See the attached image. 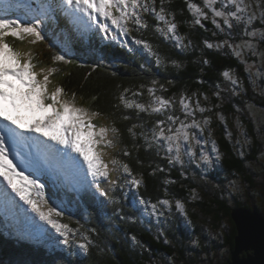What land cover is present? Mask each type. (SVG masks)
Segmentation results:
<instances>
[{"label": "snow or ice", "instance_id": "1", "mask_svg": "<svg viewBox=\"0 0 264 264\" xmlns=\"http://www.w3.org/2000/svg\"><path fill=\"white\" fill-rule=\"evenodd\" d=\"M166 2L168 0H159L157 9V0H59V3L57 0H49L46 4L38 3L35 9L27 5V18L22 20L19 17L6 18L13 8V0H0V12L5 14L4 17H0V119L14 126L9 127L5 124L0 127V133H2L0 134V176L41 220L62 237L58 243L69 247L75 245L84 253H87L93 244L90 237L80 233L79 229H71L69 225L60 223L58 218L63 216V212L49 207L48 202L43 198L45 185L40 183V178L45 175V165L51 166L53 160H73V158L67 152L53 148L38 137L25 135V132L38 133L62 145L64 149H71L72 152L78 153L83 160V166L73 160V167L77 169L76 182L79 188L81 190L94 188L93 194L98 193L109 203H117L109 188L113 192L118 187L138 188L141 180L137 179L130 166L117 156V152L124 157L130 154L126 148H121L120 129L114 122L97 123L102 116L99 111H91L88 107L78 105L76 94L74 92L69 94L61 84L55 82L54 78L61 69L37 58L35 45L44 42L45 20L59 8L71 18L72 24L76 26L79 33H90L95 26L99 32L117 39L118 35L123 36L141 28L147 29L149 23L145 16L150 15L164 25L160 27L157 24L155 28L164 39L174 40L176 47L187 48L188 45L183 44L184 38L177 34L175 14L165 8ZM215 3L216 0H204V8L212 12L211 22L215 28L224 30L217 22L216 18L219 17L228 29L243 24L244 36L251 38L259 33L260 38L264 39V29L253 28L252 31H248L254 21L259 20L264 25V0H226L225 10L214 9ZM186 5L194 16L192 23L204 27L202 20L209 19L208 12L189 0H186ZM84 17H87V20ZM132 25L136 27H130ZM112 28L115 32L111 30ZM9 38L21 42L26 40L29 47H17ZM72 42V37L68 36L64 52L62 54L52 52L51 65H56L57 62L73 63L67 58V54L71 52ZM135 43L143 44V47L151 53L152 49L148 43L140 39L135 40ZM206 46L212 48L213 44L206 42ZM221 46L231 48L237 58L243 56L246 50L253 56L257 55V45L250 39H242L239 44L230 43L226 39L216 45V47ZM259 57L261 64L264 65V52H260ZM157 63H160L159 57H157ZM245 70L250 72V66H246ZM223 76L229 79L233 86H240L241 82L231 76L229 71L223 72ZM155 83L156 81H153V84ZM128 91L130 90L125 89L120 94V103L126 109H137L138 118L139 112L164 115L163 119L153 123L150 130L145 129L144 125L132 124L127 132L134 140L139 137L148 147L155 145L157 154L166 149V158L170 164L173 162L183 164L184 155L195 158L197 155L195 149L201 143H211L212 150L217 152L216 159H220L216 141L211 139V131H208V138L202 139L207 126L211 123V117L202 116L201 119H197L196 113L203 114L210 112L211 109L201 107L199 99L193 106L186 102L191 98L181 95L179 103L184 115V119H181L174 112L165 115L166 109L174 107V98L165 99L155 96V88H148L147 91L152 98L147 104L138 103L126 98L125 93ZM139 95H141L139 91L133 92V96ZM193 95L197 94L193 93ZM215 95L219 97V92ZM36 113L43 115L36 118ZM217 115L223 120L220 114ZM26 116L32 117L27 124L23 122ZM129 118L128 115L123 117L124 120ZM137 127L141 128L139 133L134 131ZM236 127L237 129L242 127L239 121L236 122ZM225 133L227 138L231 139V132L227 127ZM22 147L35 148L36 152L21 158ZM199 155L201 160L209 162V156L205 155L203 150ZM13 160H16L15 164ZM25 171L29 174L24 175ZM122 173L124 175H121ZM89 177L91 180L88 179ZM15 179L21 183H15ZM105 182L109 187L104 186ZM3 195L7 197L6 192ZM170 203L168 199L159 200L157 203L140 199V204L144 205L145 211L151 208V215H163L162 211H157V205L168 206ZM175 207L186 215L185 205L179 199L175 201ZM78 236L79 239L76 238ZM45 240L50 241L53 246L56 243L50 236L45 237ZM132 240L134 243H139L134 236Z\"/></svg>", "mask_w": 264, "mask_h": 264}, {"label": "trees", "instance_id": "2", "mask_svg": "<svg viewBox=\"0 0 264 264\" xmlns=\"http://www.w3.org/2000/svg\"><path fill=\"white\" fill-rule=\"evenodd\" d=\"M189 2L204 8V0H189ZM157 6L159 7V0H157ZM165 8L175 14L177 34L184 38L183 44L188 45L187 48L176 47L174 40L164 39L155 30L159 23L155 19H150L147 29L141 28L132 32L133 37L131 36L129 42L133 46L128 54L123 50L108 49V56L114 55L115 58L124 59L123 61L106 62L99 66L95 64L96 68L94 69L91 66L80 65L74 60L71 64L57 62L55 66L60 68L62 73L58 83L67 92H74L79 102L88 104L93 111H99L102 114L101 117L109 122L108 124L114 122L115 126L120 129L121 148H126L130 153L126 157L123 156V159L131 170L141 177L140 192L146 198L145 200L157 203L159 200L168 199L172 203L173 199L182 198V203L189 209L190 220L192 222L194 220V224H197L198 227L200 224L196 219L197 216L202 217L203 212L206 213L204 216L207 218L212 217L210 219L214 222H222V218L227 217L231 228L224 235V240L232 253L235 248L234 238L237 234L235 223L232 220L233 208L227 199L222 197L228 192L226 187L231 184L228 183L229 179L238 176V174H241L245 183L252 187L255 186L254 177L258 171L252 167L254 171L252 172L248 164L256 161L258 155L264 150L262 146L260 148L258 143L260 137L257 135L254 139L257 143L255 146L254 144L251 146V143L249 146L245 145L242 134L240 137L239 129L232 122V116L235 113V105L232 103L239 101V94L232 92L236 86H233L231 81L223 76V72L229 71L230 75L240 82L242 81L240 78L247 76V73L239 58L229 50V47H216L217 44H221L223 38H228L229 41H234L235 38L230 36L228 31L218 34L221 30L212 24V15L207 11V8H204V11L208 12L209 19L202 20L204 27L192 23L194 16L189 12L186 0H168ZM217 22L223 26L219 19ZM132 27L136 26L132 25ZM262 28L264 29V26ZM137 39L148 43L152 49L151 53L143 47V44L137 45L135 43ZM206 42L213 44V47L208 48ZM239 43L234 41V44ZM259 43L261 46L262 42ZM39 49L38 56L50 65L53 50L49 51V48L44 44L40 45ZM157 57H159L160 63H157ZM153 81L156 83L153 84ZM245 86H247L245 90H251L246 82ZM148 88H155V96L165 99L174 98V107L166 109L165 115L174 112L180 118L184 117L179 103L181 95L191 98L186 102L193 106L199 99L201 107L211 109L210 112L203 114L197 112L196 114L200 119L202 116L217 117V123H213L215 131L212 136L215 138L220 159H216L217 152L212 150L211 143L207 145L201 143L195 149L197 152L195 158L188 155L182 157L183 164L179 170L175 162L169 163L166 158V149L157 154L155 145L148 147L139 137L134 140L127 132L132 124L144 125L145 129L150 130L153 123L163 119L164 115L139 112L138 118V110L124 108L120 103L119 96L125 89H129L130 91L125 93L127 99L147 104L152 98L147 91ZM237 88L242 91L244 87L242 88L241 85ZM135 91H139L141 95L133 96ZM217 92H219V97L215 95ZM231 92L236 95V98L231 96ZM193 93L197 95L194 96ZM228 93L227 101L223 100V98L226 99L225 96ZM217 114H221L223 120ZM125 115L130 118L124 120ZM226 127L231 132V139L226 136ZM134 131L139 133L141 128L137 127ZM208 131H210L209 127L202 139L208 138ZM201 150L204 154L207 151L211 152L209 162L200 159ZM204 170L208 171L207 181L200 178V173ZM212 181L219 183L218 188L222 190V193L217 191ZM187 193H195L193 205L196 209L191 208L183 200ZM254 197L256 196L252 192V198ZM235 206L253 211L252 206L242 202ZM260 208L261 206L257 203L254 210L260 211ZM167 209L173 210V212L165 224L161 225L165 234L159 238L152 235L138 221L132 220L126 212L113 216V220L108 224L103 223V226H96L93 222L89 225L91 228L87 229L93 238V244L84 259L72 261L51 259L43 256L44 254L16 247L13 243L0 237V264H159L158 258L162 255H169V258L180 259L183 262L188 247L191 248L185 244L188 242L186 241L188 222L182 217L185 216L184 213L178 210L180 216H177L175 215L176 209L170 207ZM133 236L144 245H142L143 247L139 246L140 250L133 247ZM190 237L195 240L193 234ZM153 256H155L154 259H152Z\"/></svg>", "mask_w": 264, "mask_h": 264}, {"label": "rangeland", "instance_id": "3", "mask_svg": "<svg viewBox=\"0 0 264 264\" xmlns=\"http://www.w3.org/2000/svg\"><path fill=\"white\" fill-rule=\"evenodd\" d=\"M213 8L216 10H225L226 8V0H216V3L213 5ZM232 10H235L232 8ZM207 11L212 15L211 10L207 9ZM219 19V22L223 24L222 18ZM262 25L259 20L254 21L253 26L248 28V31H252L253 28L256 29H263ZM222 28L223 31H228L229 35L232 36L234 41L241 42L242 39H250L252 43L257 44V55L253 56L250 51H245L244 55L239 58L241 63L244 66V70L246 66H250V72L246 71L247 76L240 78L242 81L240 83V86L242 85L243 90L240 91L237 87L232 92H236L238 95V102L232 103L235 105V113L232 116V122H234V125H236V122L239 121L240 125H242L241 128H239L240 137L242 134L243 141L246 143L245 145H248L251 143V146L254 144V146L257 144L255 143V135L260 137L259 144L260 148L263 147L264 150V65L261 64L259 53L264 52V39H261L259 36V33L256 37H246L244 36V26L243 24L238 25L234 27L233 29H228L227 26L223 25ZM220 30V29H219ZM240 31V32H239ZM218 34H222V31L218 32ZM229 40L228 38H226ZM222 39V41L226 40ZM231 40V39H230ZM240 40V41H239ZM221 41V42H222ZM234 41H229L230 43L234 44ZM261 46H260V43ZM232 53L233 50L229 49ZM256 60V62H255ZM235 76V75H234ZM245 82L251 90H245ZM231 92V96L233 95L234 98H236V95ZM225 95V94H224ZM226 99L223 98V100L227 101L229 97V93L225 96ZM233 100V98H231ZM230 100V99H229ZM221 115V114H220ZM218 116V115H217ZM219 117V116H218ZM184 117H181L183 119ZM196 118L200 119L199 115L196 114ZM214 116H211V123L207 128L209 127V130L213 134L215 131V128L213 126V123H217L218 120H216ZM243 120V121H242ZM190 122V120H189ZM244 123V125H243ZM245 134L246 137H245ZM213 137V136H212ZM215 140V138L213 137ZM254 141V142H252ZM250 146V149H251ZM247 148V147H246ZM174 155V153H173ZM205 155H208L209 158H211V152L207 151ZM213 158V157H212ZM177 168L179 169L182 167V164L176 163ZM249 169L252 170V167H254L255 170L258 171V174L255 173V177L250 175L251 177L255 178V186L252 187L251 185L244 182V179L242 178L241 174H238V176L233 177L232 179H229L228 183H231L226 187L228 189L227 194H224L222 198L227 199L229 204L232 206L233 210L237 209L235 205L237 203H245L246 205L252 206L253 211L259 212L261 215H264V179H263V171H264V152H261L258 155V158L253 163L248 164ZM190 169V168H189ZM180 170V169H179ZM208 175V171L204 170L200 173V178L207 181L206 176ZM213 182V181H212ZM213 186L217 189L218 192L222 193V190L219 189V183H214ZM262 191V192H261ZM252 192H254V195L256 197L252 198ZM226 195V196H225ZM176 199L180 200L182 202V198H175L173 199L172 203L168 206H160L157 205V211H167L169 213H172L171 210L167 209V207H170L172 209H176L174 207ZM183 200H185L191 208L194 207L193 203H195V198H193V193H190L184 196ZM191 200V202H190ZM259 204L261 206L260 211L254 210L256 204ZM185 205V204H184ZM193 209H196L195 207ZM148 211H151L148 209ZM151 213V212H150ZM185 213H187L183 219H185L188 222V235H186V242L185 244H188L191 248L188 247L186 251L185 261L181 262L180 259L175 258H169V255H162L159 259V264H224L225 262L230 261V250L229 246L225 244L224 235L230 231L231 223L228 222V218H224L222 222H214L212 217L207 218L204 216V212L202 217L197 216L196 221L200 224L198 225L194 224L189 218V209L187 205H185ZM175 214L177 216H180L178 214V210H175ZM155 217L153 216L152 223L146 227L148 231L151 232L152 235L156 237L163 236L165 234L163 228L161 225L163 223L157 222L155 220ZM170 218V217H169ZM160 221L161 220L159 219ZM193 234L195 236V240L190 237V235ZM206 236V237H205ZM139 242V241H138ZM143 244L141 242L134 243L133 247L140 250V247ZM140 246V247H139ZM186 250V249H185ZM144 255V254H143ZM155 256L152 257L154 259ZM157 258V257H156Z\"/></svg>", "mask_w": 264, "mask_h": 264}, {"label": "water", "instance_id": "4", "mask_svg": "<svg viewBox=\"0 0 264 264\" xmlns=\"http://www.w3.org/2000/svg\"><path fill=\"white\" fill-rule=\"evenodd\" d=\"M232 220L237 234L228 264H264V215L237 208L232 212Z\"/></svg>", "mask_w": 264, "mask_h": 264}, {"label": "bare ground", "instance_id": "5", "mask_svg": "<svg viewBox=\"0 0 264 264\" xmlns=\"http://www.w3.org/2000/svg\"><path fill=\"white\" fill-rule=\"evenodd\" d=\"M242 208V207H241Z\"/></svg>", "mask_w": 264, "mask_h": 264}]
</instances>
